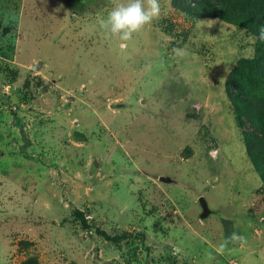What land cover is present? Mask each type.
Returning a JSON list of instances; mask_svg holds the SVG:
<instances>
[{
    "label": "rangeland",
    "instance_id": "rangeland-1",
    "mask_svg": "<svg viewBox=\"0 0 264 264\" xmlns=\"http://www.w3.org/2000/svg\"><path fill=\"white\" fill-rule=\"evenodd\" d=\"M183 1L121 50L115 0H0V264H264V112L225 91L264 0Z\"/></svg>",
    "mask_w": 264,
    "mask_h": 264
},
{
    "label": "trees",
    "instance_id": "trees-1",
    "mask_svg": "<svg viewBox=\"0 0 264 264\" xmlns=\"http://www.w3.org/2000/svg\"><path fill=\"white\" fill-rule=\"evenodd\" d=\"M183 1V0H182ZM178 6L185 10L186 12L189 11V8L187 4L178 3ZM223 8V7H222ZM236 19L239 21L238 23H241L242 25L243 22H248L249 23V30L252 31L253 33H258L259 36V45L261 47L264 45V16H256L255 14H251L249 10H242L239 14H235ZM264 49V48H263ZM262 49V50H263ZM260 53L259 52L256 54L255 58L253 59V62H257L258 65V72H260V75L255 74L251 75V78H246L247 79V84L248 85H243L241 81V75L238 73L237 70H232L228 82H226L225 85V91H226V96L228 97L229 100H231L233 103L238 104L240 106L244 107H249V108H254L255 111L261 110V113L264 112V85L262 90L260 91L257 87V84L263 81L264 84V74L261 72L264 69V51ZM239 74V75H238ZM244 74V73H243ZM261 78V80H260ZM240 82V83H239ZM251 90L252 94H247V90ZM255 94V98L254 95ZM261 94H263V101H260ZM254 99V102H251L250 99ZM248 104V105H246ZM11 119H12V126L18 129L20 132L21 140L24 142L23 145H27V140L22 134V122L19 120V118L16 116L14 112H11ZM237 122L239 125V128L241 129V133H243V127L244 124L243 122H240V117H237ZM253 132H249L247 134H244V140H245V152L250 161L253 163L254 168L257 171V174L261 180L264 181V154L262 152V147L264 145V141L260 139L259 145L256 147L252 143L253 139ZM21 153H24V146L20 148ZM73 213L75 216L80 215V213L77 210H74ZM81 226L83 228H87L85 221L83 219L80 220ZM104 236V234H102ZM107 238V236H104Z\"/></svg>",
    "mask_w": 264,
    "mask_h": 264
},
{
    "label": "clouds",
    "instance_id": "clouds-1",
    "mask_svg": "<svg viewBox=\"0 0 264 264\" xmlns=\"http://www.w3.org/2000/svg\"><path fill=\"white\" fill-rule=\"evenodd\" d=\"M160 0H115L106 17L98 20L99 26L109 37L120 41L121 50L125 49L134 33L140 32L145 26L161 17ZM176 55H187L186 49L176 48ZM230 239L242 240L232 236Z\"/></svg>",
    "mask_w": 264,
    "mask_h": 264
}]
</instances>
